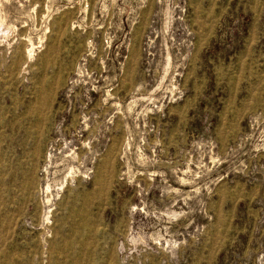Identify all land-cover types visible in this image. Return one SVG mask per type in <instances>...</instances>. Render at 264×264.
<instances>
[{
	"label": "rangeland",
	"instance_id": "374dc122",
	"mask_svg": "<svg viewBox=\"0 0 264 264\" xmlns=\"http://www.w3.org/2000/svg\"><path fill=\"white\" fill-rule=\"evenodd\" d=\"M0 264H264V0H0Z\"/></svg>",
	"mask_w": 264,
	"mask_h": 264
}]
</instances>
